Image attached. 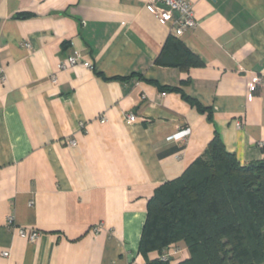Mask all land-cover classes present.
<instances>
[{
    "label": "crops",
    "instance_id": "obj_1",
    "mask_svg": "<svg viewBox=\"0 0 264 264\" xmlns=\"http://www.w3.org/2000/svg\"><path fill=\"white\" fill-rule=\"evenodd\" d=\"M188 1L204 66L183 71L155 64L173 33L149 0H0V264H146L150 200L216 133L264 159V0Z\"/></svg>",
    "mask_w": 264,
    "mask_h": 264
},
{
    "label": "trees",
    "instance_id": "obj_2",
    "mask_svg": "<svg viewBox=\"0 0 264 264\" xmlns=\"http://www.w3.org/2000/svg\"><path fill=\"white\" fill-rule=\"evenodd\" d=\"M155 64L183 71L204 66L175 36ZM183 243L189 256L176 260L173 250ZM140 252L159 255L146 264H263L264 159L242 165L216 133L205 157L156 190Z\"/></svg>",
    "mask_w": 264,
    "mask_h": 264
},
{
    "label": "built area",
    "instance_id": "obj_3",
    "mask_svg": "<svg viewBox=\"0 0 264 264\" xmlns=\"http://www.w3.org/2000/svg\"><path fill=\"white\" fill-rule=\"evenodd\" d=\"M147 8L149 12L156 15L161 22L167 25L170 24L173 36L177 38H181L186 32L195 29L198 25L193 5L188 0H149ZM78 63L76 58L71 57L65 63H61L60 68L65 69L69 66L73 67ZM83 66L89 69L93 68L89 63H83ZM5 80L6 77L3 69L0 68V81L4 82ZM53 80L55 82V78ZM260 86H264L263 78L258 75H251L248 84V99L250 101H252ZM127 120L129 123H134L137 118L135 115H129ZM101 122H104V120L101 119ZM241 125V123L238 124L239 127ZM190 132L189 128L183 129L170 137V140L186 139L190 135ZM68 143L72 146L76 145L75 140H69ZM259 146L263 147L264 145L260 143ZM9 222L12 223L13 220L9 219ZM18 235L23 239H27L29 242H36L40 237V233L37 230L24 227L18 228ZM3 256L9 257V253L5 252Z\"/></svg>",
    "mask_w": 264,
    "mask_h": 264
},
{
    "label": "rangeland",
    "instance_id": "obj_4",
    "mask_svg": "<svg viewBox=\"0 0 264 264\" xmlns=\"http://www.w3.org/2000/svg\"><path fill=\"white\" fill-rule=\"evenodd\" d=\"M181 246L182 247L177 246L173 250V253H172L173 256L172 257H176V260H184V259L188 258V256H189V253H188L187 249L185 248V244L183 243ZM180 248H184V250L180 249Z\"/></svg>",
    "mask_w": 264,
    "mask_h": 264
}]
</instances>
